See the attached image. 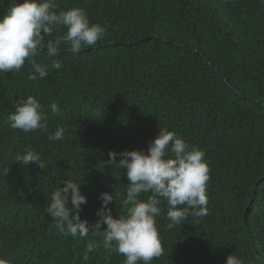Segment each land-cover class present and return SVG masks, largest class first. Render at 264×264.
Wrapping results in <instances>:
<instances>
[{
  "label": "trees",
  "instance_id": "obj_1",
  "mask_svg": "<svg viewBox=\"0 0 264 264\" xmlns=\"http://www.w3.org/2000/svg\"><path fill=\"white\" fill-rule=\"evenodd\" d=\"M83 8L104 38L74 55L45 50L37 63L62 62L41 80L0 72V257L10 264H124L103 247L84 258L88 240L58 233L47 215L54 187L71 179L87 198L80 219L99 218V195L123 211L129 183L109 151H147L159 127L206 153L208 214L169 229L167 202L158 230L164 253L151 264H244L264 257V3L261 0H56ZM10 0H0V15ZM55 35V33H54ZM36 97L47 132L12 129L18 99ZM60 109L52 113L50 105ZM62 141L48 136L57 127ZM33 149L43 169L12 162ZM119 160V156L117 157ZM69 206H71L69 204ZM106 225L102 226L103 228ZM97 240L102 238L96 235Z\"/></svg>",
  "mask_w": 264,
  "mask_h": 264
},
{
  "label": "clouds",
  "instance_id": "obj_2",
  "mask_svg": "<svg viewBox=\"0 0 264 264\" xmlns=\"http://www.w3.org/2000/svg\"><path fill=\"white\" fill-rule=\"evenodd\" d=\"M105 31L100 23L90 21L83 8L57 10L56 0H10V6L0 15V72H20L27 61L31 65L28 78L43 80L50 70H60L63 65L59 60H53L50 65L37 63L34 57L40 55L41 50L50 58L58 56L62 47L79 55L96 46ZM14 109L8 115L12 129L25 133L47 132L48 115L36 97L18 99ZM50 109L52 113L60 111L56 103H52ZM65 131L66 127H57L48 138L53 142L62 141ZM108 155L109 161L118 163L124 170L129 181L122 200L123 211L118 217L114 218L108 207L115 201L113 193L103 192L98 197L101 208L96 222L89 224L81 220V206L87 203V198L81 192V183L71 179L51 191L46 213L59 234L88 240L85 259L89 253L103 247L105 251L123 255L124 264H151L164 253L157 224L163 201L167 202L169 229L181 226L189 215L204 217L208 214L206 188L210 168L206 153L189 145L174 130L159 127L147 151H109ZM12 162L22 167L35 163L43 169L40 155L33 149L17 152ZM97 234L101 240L96 239ZM257 260L264 264V257ZM0 264H10V261L0 257ZM225 264L244 262L233 252L226 257Z\"/></svg>",
  "mask_w": 264,
  "mask_h": 264
}]
</instances>
